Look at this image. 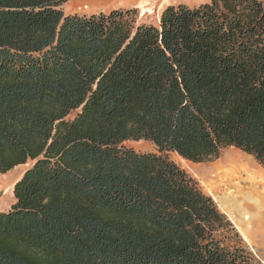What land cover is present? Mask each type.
Masks as SVG:
<instances>
[{
    "label": "trees",
    "instance_id": "16d2710c",
    "mask_svg": "<svg viewBox=\"0 0 264 264\" xmlns=\"http://www.w3.org/2000/svg\"><path fill=\"white\" fill-rule=\"evenodd\" d=\"M66 1L0 0V173L31 162L0 210V264L257 263L169 153L232 146L264 167V0L149 24Z\"/></svg>",
    "mask_w": 264,
    "mask_h": 264
},
{
    "label": "rangeland",
    "instance_id": "374dc122",
    "mask_svg": "<svg viewBox=\"0 0 264 264\" xmlns=\"http://www.w3.org/2000/svg\"><path fill=\"white\" fill-rule=\"evenodd\" d=\"M138 1L139 0H68L62 3L59 8L66 15L77 14L80 16L97 14L100 12L107 13L113 9H136V23H157L159 15L166 5H156L152 7L150 2H148L149 4L146 2L144 5H139ZM206 1L209 0H205V2ZM203 2L184 3L182 1H175L173 5L183 3L188 6H196ZM148 8H151V12H149ZM75 112L76 111H73L70 116H73ZM124 145L139 152H157L153 143L147 140H127L124 142ZM169 156L198 182L202 191L212 197L218 209L231 221L238 233V238L234 241H237L238 244L252 253L257 261L255 264H264V203L261 204L260 208L257 207L256 210L251 207L242 206V204L240 205L239 200L236 202L230 199L233 201L232 203L228 198L226 199V190L222 189L217 191V189L214 188L215 184L213 181L216 180V178L210 177V172L216 168L227 169L230 165L235 164L247 167L250 172L252 171L259 174L264 179V167L251 155L232 146L222 149L217 157L202 162L186 161L175 153H169ZM30 164L31 162L27 161L23 165L16 166L5 173H0V210H6L13 202L12 185ZM245 216H249V219H245ZM239 219H243L244 221L242 220L243 222H240ZM234 223L244 230L245 237L238 231ZM246 223L248 224L246 225Z\"/></svg>",
    "mask_w": 264,
    "mask_h": 264
},
{
    "label": "bare ground",
    "instance_id": "6f19581e",
    "mask_svg": "<svg viewBox=\"0 0 264 264\" xmlns=\"http://www.w3.org/2000/svg\"><path fill=\"white\" fill-rule=\"evenodd\" d=\"M175 1H182L184 3L205 2V0H139L138 4L144 5L146 2L147 4H149L148 2H150L152 4V7H155L156 5L168 6L173 4ZM148 10L149 12H151V8H148ZM210 177L216 178L213 183L215 184L214 188H216L217 191L222 189L227 191L225 194L226 199L228 198L229 200H235L236 202L239 200L240 205L242 204V206L251 207L255 210L257 207L260 208L261 204L264 203V179L261 175L256 174L252 171L250 172L248 168L243 165L241 166L233 164L230 165L227 169L216 168L215 170L210 172ZM231 200L230 202L233 203V201ZM244 218L249 219V216H245ZM242 220H240V222ZM247 224L248 223H246V225ZM234 225L236 226L238 231L242 233V236L245 237L244 230L237 226V224L234 223Z\"/></svg>",
    "mask_w": 264,
    "mask_h": 264
}]
</instances>
